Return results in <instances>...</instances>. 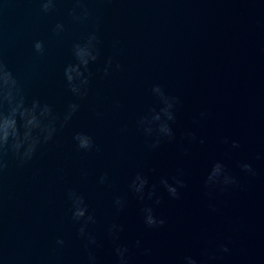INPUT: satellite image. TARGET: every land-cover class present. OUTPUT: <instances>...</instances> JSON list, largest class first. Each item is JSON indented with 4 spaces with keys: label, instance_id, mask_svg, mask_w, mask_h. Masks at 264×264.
Returning <instances> with one entry per match:
<instances>
[{
    "label": "water",
    "instance_id": "1",
    "mask_svg": "<svg viewBox=\"0 0 264 264\" xmlns=\"http://www.w3.org/2000/svg\"><path fill=\"white\" fill-rule=\"evenodd\" d=\"M54 3L44 12L41 0H0V61L26 107L38 100L52 109L44 123L56 129L26 163L3 157L0 264H91L90 254L95 264H119L117 246L128 247L129 264H264V0ZM93 34L98 55L85 70L75 45ZM78 64L79 95L65 74ZM71 104L78 108L66 119ZM76 135L93 147L80 149ZM216 163L235 183H207ZM138 175L148 181L143 200ZM69 191L94 215L86 231L96 244L80 237ZM149 207L163 226L144 223ZM112 224L123 227L118 240Z\"/></svg>",
    "mask_w": 264,
    "mask_h": 264
},
{
    "label": "clouds",
    "instance_id": "2",
    "mask_svg": "<svg viewBox=\"0 0 264 264\" xmlns=\"http://www.w3.org/2000/svg\"><path fill=\"white\" fill-rule=\"evenodd\" d=\"M41 7L44 12L51 11L55 7L54 0H41ZM84 15L85 17L88 15L87 9H85ZM63 27L64 26L62 24H57L54 30L59 33L60 31H63ZM96 39L97 37L93 34L89 37L87 44L75 45L76 56L79 59L80 64L84 65L85 70H87L90 60L95 61L97 59L98 54H94L95 46L92 43ZM34 48L36 52L42 54L44 52L43 42L36 41ZM105 71L107 72V69ZM65 74L67 76V81L71 86V91L79 95L80 88L73 82L76 78L83 77V72L80 71V65H69L65 69ZM87 83V78L81 80V85H87ZM153 91L164 98L166 107L163 108L162 111L167 116V119L174 120L175 117L170 111L173 104L167 97H165L162 88L157 85L154 87ZM5 103L9 106L8 111L5 112L0 110V171L6 167L3 157L7 152L10 151L20 164H24L32 159L37 146L42 142V139L46 142L50 140L56 132V129L52 126L51 122L48 124L44 123V120L52 115V109L47 104L41 108L38 100L34 101L31 107H26L23 97L19 94L15 77L12 72L7 69L4 63L0 61V108H2ZM69 108L70 112L66 119H69L71 114L77 111L78 105L71 104ZM155 119L160 120V116H155ZM18 120L22 121V125L18 123ZM21 127L23 128V131H21ZM159 130L170 138L173 136L172 129L168 126L167 122L161 123ZM147 131H151V129H147ZM74 139L78 142V147L80 149L89 150L93 147V142L88 137L76 135ZM233 147H239V144L233 141ZM241 167L245 171L255 174L251 165L243 164ZM221 176L224 177L222 181L224 184L227 185L235 183V179L225 173L224 166L221 163L215 164L210 176L208 177L207 183H219V178ZM136 181H138V183L134 182L133 187L135 192L139 194V198L143 200V190L148 181L139 175L136 177ZM177 183L183 186L182 181H177ZM163 184L172 197H178L176 187L169 185L167 180H164ZM153 194L154 193L150 192L149 198H151ZM68 197L72 201L73 206L72 219L76 222H80L83 219V224L79 228L80 237H87L89 244H96L95 235L86 231L88 225L90 223L95 224L96 220L94 215L88 214V209L83 196L78 195L75 191H69ZM156 203L159 204L160 200L157 199ZM116 204L118 208L124 207L123 203L119 199L116 200ZM144 213V223L149 227H160L166 222L163 218L158 219L154 215L153 209L150 207L144 209ZM121 231H123L122 226L112 224L109 228V235L118 240L119 237L117 234ZM57 244L62 246L64 244V240L58 239ZM137 245H139V241H137ZM115 251L119 257V264H129L130 257L127 255L129 252L128 247L117 246ZM223 251L227 252L228 248L223 247ZM89 260L91 264H95V257L93 255H89ZM185 260L186 264H197V261L192 257H186Z\"/></svg>",
    "mask_w": 264,
    "mask_h": 264
}]
</instances>
